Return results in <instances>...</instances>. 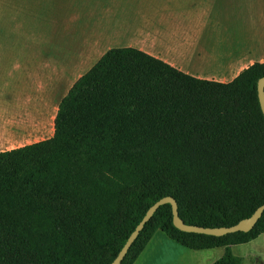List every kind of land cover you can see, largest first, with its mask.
I'll list each match as a JSON object with an SVG mask.
<instances>
[{
  "label": "trees",
  "instance_id": "obj_1",
  "mask_svg": "<svg viewBox=\"0 0 264 264\" xmlns=\"http://www.w3.org/2000/svg\"><path fill=\"white\" fill-rule=\"evenodd\" d=\"M264 63L232 81L194 78L133 48L106 51L61 99L52 137L0 152V264H110L164 197L187 225L230 227L264 203ZM161 231L189 250L264 233L215 237L178 230L158 207L120 264Z\"/></svg>",
  "mask_w": 264,
  "mask_h": 264
},
{
  "label": "crops",
  "instance_id": "obj_2",
  "mask_svg": "<svg viewBox=\"0 0 264 264\" xmlns=\"http://www.w3.org/2000/svg\"><path fill=\"white\" fill-rule=\"evenodd\" d=\"M0 26L20 46L7 55L10 86L33 92L0 115V152L52 137L59 102L110 49L133 48L220 83L264 63V0H0ZM234 247L242 264H264V233ZM223 253L189 250L156 231L133 264H212Z\"/></svg>",
  "mask_w": 264,
  "mask_h": 264
},
{
  "label": "water",
  "instance_id": "obj_3",
  "mask_svg": "<svg viewBox=\"0 0 264 264\" xmlns=\"http://www.w3.org/2000/svg\"><path fill=\"white\" fill-rule=\"evenodd\" d=\"M257 95L259 104L261 107V111L264 115V77L258 80L257 83ZM163 204H169L171 206V213H172V223L175 228H177L180 231L187 232V233H197V234H203V235H210V236H223L226 234H232L236 232H248L250 231L253 226L256 224L258 219L261 217L263 211H264V203L260 205L253 214L243 220H240L235 225H232L230 227H199L195 225H187L185 224L178 216V210H177V204L171 197H164L154 203L145 213L141 221L138 223V225L135 227L133 232L128 237L127 241L115 257V259L110 264H120L122 259L127 253V250L137 237L138 233L141 231L144 224L151 218V216L155 213V211L158 209L159 206Z\"/></svg>",
  "mask_w": 264,
  "mask_h": 264
},
{
  "label": "rangeland",
  "instance_id": "obj_4",
  "mask_svg": "<svg viewBox=\"0 0 264 264\" xmlns=\"http://www.w3.org/2000/svg\"><path fill=\"white\" fill-rule=\"evenodd\" d=\"M12 28V26H11ZM14 36L12 33H7L4 26H0V115L2 113L9 114L17 110L18 106L22 104L24 96L32 94L30 86L23 84L18 87V84L13 86L10 82V73L12 71L14 61H11V56L16 55L20 52V46H12ZM73 76H70V80H73ZM11 85V86H10ZM59 86L58 88H60ZM67 89V85H63L60 90L54 92L57 96H62L64 91ZM63 92V93H62ZM60 98V97H58ZM232 254L237 256L239 254L238 248L234 247ZM256 261L255 259L253 260Z\"/></svg>",
  "mask_w": 264,
  "mask_h": 264
}]
</instances>
